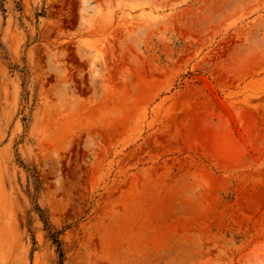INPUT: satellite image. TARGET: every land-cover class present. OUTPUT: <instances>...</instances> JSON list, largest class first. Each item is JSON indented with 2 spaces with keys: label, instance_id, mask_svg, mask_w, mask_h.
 Instances as JSON below:
<instances>
[{
  "label": "rangeland",
  "instance_id": "1",
  "mask_svg": "<svg viewBox=\"0 0 264 264\" xmlns=\"http://www.w3.org/2000/svg\"><path fill=\"white\" fill-rule=\"evenodd\" d=\"M0 264H264V0H0Z\"/></svg>",
  "mask_w": 264,
  "mask_h": 264
},
{
  "label": "bare ground",
  "instance_id": "2",
  "mask_svg": "<svg viewBox=\"0 0 264 264\" xmlns=\"http://www.w3.org/2000/svg\"><path fill=\"white\" fill-rule=\"evenodd\" d=\"M258 115V114H257Z\"/></svg>",
  "mask_w": 264,
  "mask_h": 264
}]
</instances>
